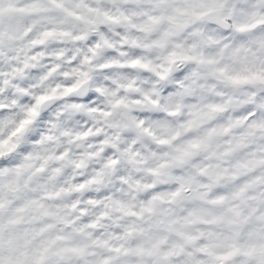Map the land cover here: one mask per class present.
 Returning a JSON list of instances; mask_svg holds the SVG:
<instances>
[{
    "label": "clouds",
    "instance_id": "1",
    "mask_svg": "<svg viewBox=\"0 0 264 264\" xmlns=\"http://www.w3.org/2000/svg\"><path fill=\"white\" fill-rule=\"evenodd\" d=\"M66 7L91 23L66 18L59 12L47 14L57 18L55 23H49L43 17H29L25 23L33 29L31 35L14 45L26 51L18 53L6 49L5 55L0 57V121L4 122L0 126V136L7 138L13 128L27 118L28 109L36 107L41 96L55 94L53 99L40 105V115L29 126L20 147L11 155H5L4 159L14 167L23 163L28 153L47 155L67 152L65 161L51 165V168H61L62 172L53 175L50 171L39 181L46 184L50 192L64 190L59 200L46 203L59 206L72 218L81 209L86 210L87 215L79 219L77 227L107 214L99 229L86 230L85 234L90 232L91 239L108 240L113 245L123 243L134 250L145 245L147 236L168 234L156 230L154 217L145 215L140 220L126 215V211L140 213L155 195L173 190L175 184L170 177L195 175L201 183H210L207 176L197 175L198 169L193 165L217 163L206 159L208 153H201L184 167L162 169L160 165L169 158L166 154L172 152V147L159 145L153 137L170 139L180 133L179 139L173 142L176 146L203 136L209 127L243 118L249 111L258 114L257 119L264 118V108L260 107L264 105V85L231 86L210 75L214 66L182 61L170 64L167 58L175 52L197 56L205 61L221 59L222 49L227 44L230 48L224 52L221 66L228 65L231 74L249 75L245 68L264 62V3L261 0H225L221 8L215 4H202V0H173L164 7H158L153 0H83L82 3L81 0H68ZM89 9L99 10V14L89 12ZM104 13L121 22L107 21ZM161 16L165 19L160 24L151 25L152 17ZM197 16L201 18L197 19ZM167 17H173L175 22ZM184 23L188 26H178ZM132 24L146 26L150 30L141 31L132 28ZM46 30H63L71 35L57 36L49 39L43 47L29 48L30 40ZM80 35H86L87 39H76ZM125 37L129 40L128 44H123ZM104 39L113 43L115 48L104 46ZM131 41H136L139 47H133ZM97 43L101 47L93 55L89 49L95 48ZM236 50H239L240 57H231L230 53ZM17 55L21 56V61L27 56L31 65L22 74L16 72L23 67L22 62L12 59ZM33 56L36 59H31ZM85 58L88 63H84ZM134 59H140L150 67H129ZM194 72L199 73L195 92L185 95L181 85L192 84L191 75ZM68 88L76 90L65 94ZM216 92L224 95L218 96ZM228 98L252 102L234 104L218 120L185 132L182 125L191 119L189 105L204 106L224 102ZM177 104L184 107L179 109L180 115L171 116L169 113L177 110ZM65 132L68 135H64ZM89 132L92 135H86ZM45 135L56 139L39 144L38 141ZM77 136L82 138L77 140ZM224 139L227 138H222L219 143H223ZM260 158H264V134L258 133L248 147L225 158L222 166L232 169L237 163ZM111 161L116 163L111 164ZM76 163H82L83 167L76 168ZM151 170H159L161 175H153ZM258 177H264V166L256 167L238 181H222L221 186L212 189L209 199L219 193L231 192L238 184ZM10 178L5 176L3 182L7 183ZM93 179L97 182L90 183ZM80 183H85L87 187L80 192L72 191ZM32 187H36V182ZM261 193H264V183L256 185L248 196L258 197ZM27 195L38 197L40 193L29 192ZM90 200L97 201V204H90ZM76 202L79 208L73 212L72 205ZM19 203L21 201L13 207ZM248 205L258 210L249 214ZM248 205L240 209L248 216L246 222L238 223L234 228L225 225L214 229L230 238L233 247L220 250L235 252L230 264H264V219H261L264 217V204L251 199ZM207 207L199 200L189 199L176 206V214L183 216L188 210ZM40 227V223H25L19 225L15 232L6 231L0 246V257L6 262L13 258H25L24 254L29 253L30 248L25 244L24 233ZM133 227L143 230L145 236L119 241L113 239L114 236L123 237L126 230ZM65 231L73 232L71 228ZM73 239L91 243L80 234L74 233ZM174 239L169 236L170 242ZM9 240L12 241L11 248ZM89 251L95 253L87 258L90 262L112 255L101 247L90 248ZM197 258L208 259L204 256ZM184 259L183 256L177 257L176 264H183ZM67 264L84 262L71 258ZM117 264H151V260L131 251L127 256L121 255Z\"/></svg>",
    "mask_w": 264,
    "mask_h": 264
},
{
    "label": "snow or ice",
    "instance_id": "2",
    "mask_svg": "<svg viewBox=\"0 0 264 264\" xmlns=\"http://www.w3.org/2000/svg\"><path fill=\"white\" fill-rule=\"evenodd\" d=\"M68 0H0V57H3L8 51L23 53L24 48H15L14 45L18 40L28 37L32 33V28L25 23L29 17H43L49 23H55L57 18L47 15L50 12H59L66 18H74L77 21L91 23L86 17L74 12L66 7ZM83 0H81V3ZM158 7H164L173 2V0H153ZM264 3V0H261ZM202 4H215L223 8L225 0H202ZM78 7L80 5H77ZM89 12L99 10L89 9ZM107 21L112 23H120V19L103 14ZM200 19V16L196 17ZM127 19V17H124ZM165 19L164 16L152 17L151 25H158ZM170 21H174L173 17H167ZM223 22V19L220 21ZM138 30H150L146 26L130 25ZM179 27H187L184 23ZM243 31V29H241ZM67 31L46 30L43 31L37 38L31 39L29 48L43 47L51 38L57 36H70ZM78 40L87 39L86 35L76 37ZM127 37L123 39V44H128ZM104 46L115 48V45L103 40ZM133 47H139L136 41H131ZM123 46V45H122ZM159 46L163 47V44ZM101 47L100 43L95 45V48L89 49L93 55L96 50ZM230 48L225 44L221 52V59H204L193 55H178L173 52L167 59L170 64H175L177 61L194 62L199 64H208L214 66L210 69V75L214 78L221 79L223 83L231 86L240 85H264V62L259 65L245 68L249 75L231 74L229 66H221L224 52ZM231 57L239 58V50L232 51ZM12 59L21 61V56L17 55ZM31 59H36L35 56ZM247 58L245 57V60ZM23 67L16 69L17 73H21L31 67L28 62V57L25 56L21 61ZM85 58L84 63H88ZM129 67L149 68L148 64H144L140 59H134ZM255 69V70H253ZM55 71V69H53ZM168 71H171L170 69ZM85 75L84 73H80ZM164 78L163 76L161 77ZM199 78V73L194 72L191 75L192 84L188 86L181 85L184 88L185 95H193L196 89V80ZM187 79V78H186ZM6 82V81H5ZM79 87V85H77ZM75 88L66 89L65 94L74 92ZM171 91V89H169ZM53 96H41L37 101L36 107L29 108L27 118L19 122L10 134L5 138L0 136V246L3 245V235L6 231L15 232L21 224L40 223L39 229L25 231V244L30 248L29 253H25L23 259L13 258L7 262L0 257V264H67L71 258H79L84 264H117L121 255L127 256L131 251L141 257L147 256L151 260V264H176V258L183 256L185 259L183 264H230L234 251H220L221 249H229L233 247L230 243V238L223 236L214 229L218 226L235 227L238 223L246 222L248 216L240 210L242 206L248 205V201L256 199L258 203L264 204V193L258 197H249L248 193L260 183H264V177H258L250 182L238 184L237 187L228 193H219L215 198L209 199V195L214 187L221 186L222 181H238L241 176L247 175L256 167L264 166V158L253 159L247 162L237 163L234 168L229 169L223 167L225 158L232 156L239 150L248 147L250 141L257 138V134H264V118L257 119L256 113L248 112L246 116L238 119H230L227 123L219 124L215 127H209L203 136L195 137L185 141L183 144L173 146V142L179 139L180 133H176L170 139H153L159 145H167L172 147V152L166 154L169 158L164 160L160 165L162 169H173L184 167L190 164L201 153H208L206 159L215 160L217 163L207 166L193 165L198 169V176H207L210 183H201L197 176L189 175L186 177H170L173 180L175 187L173 190L155 195L148 205L143 207L140 213L134 211H126V215L134 216L137 219L143 220L145 215L154 217V226L157 231H162L168 235L162 237L147 236L146 243L143 246L132 250L126 247L125 244L113 245L108 240L91 239V233L85 234L86 230H97L101 227V221L107 218V214L102 215L96 220L84 224L82 227H77V222L81 217L87 215L86 210L81 209L79 214L72 218L70 215L61 209L59 206L51 205L46 201L59 200L63 193V189L57 192H50L47 185L39 183L40 179L47 176L51 171L53 175H59L62 169L51 168L54 163H59L67 159L68 153L41 155L39 153H28L24 156V162L14 167L9 161L4 159L5 155H11L19 147L23 137L27 134L29 126L32 125L39 117V108L46 100L53 99ZM216 95L223 96L221 92H216ZM252 101H238L228 98L220 103H208L204 106L189 105L188 115L191 117L186 124L182 125L185 132H191L194 129L201 128L213 121L218 120L226 114L230 107L239 103H251ZM122 103V102H121ZM177 110L169 114L171 116L180 115L179 109L184 107L182 104L176 105ZM260 107L264 108V105ZM3 121H0V126H3ZM147 132V130H146ZM147 134L151 135L150 132ZM64 135H68L67 132ZM86 135H92L91 132ZM82 137L77 136L79 140ZM222 138L223 143H219ZM52 135H45L38 141L39 144L55 141ZM222 149V151L220 150ZM115 164V161H111ZM76 168L83 167L82 163H76ZM153 175H161L159 170H151ZM5 176L11 177L7 183L3 182ZM36 182V187H32ZM96 180H91L90 183H96ZM87 185L80 183L75 186L72 191H83ZM151 187H155L152 185ZM39 192L38 197H29L27 193ZM199 200L208 205L207 208H197L188 210L186 215L180 216L176 214V206L182 205L185 201ZM21 201L17 206L13 205ZM238 202V203H237ZM90 204H97V201H89ZM167 204L169 207L164 208L162 205ZM123 208L124 206L121 205ZM79 208V203L72 205V211L75 212ZM220 209V211H216ZM258 209L255 206L248 205L249 214L256 212ZM7 214V220L5 215ZM264 219V217H261ZM48 221V222H45ZM198 225L205 226L204 228L197 227ZM71 228L72 233L65 230ZM80 234L86 240H91V243H81L73 239V234ZM145 232L135 227L126 230L125 235L114 236L115 240H127L130 238L144 237ZM169 236L175 237L171 242ZM38 241V243H37ZM201 241L207 243L201 244ZM11 248L12 241L9 240ZM101 247L107 250L112 255L106 256L98 261H88L89 256L95 255L90 252V248ZM191 249V251H189ZM198 256L207 257V260L198 259Z\"/></svg>",
    "mask_w": 264,
    "mask_h": 264
}]
</instances>
